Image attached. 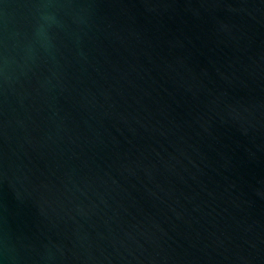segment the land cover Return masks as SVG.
<instances>
[{"label": "water", "instance_id": "1", "mask_svg": "<svg viewBox=\"0 0 264 264\" xmlns=\"http://www.w3.org/2000/svg\"><path fill=\"white\" fill-rule=\"evenodd\" d=\"M0 264H264V0H0Z\"/></svg>", "mask_w": 264, "mask_h": 264}]
</instances>
